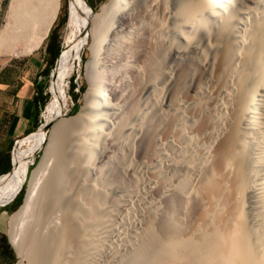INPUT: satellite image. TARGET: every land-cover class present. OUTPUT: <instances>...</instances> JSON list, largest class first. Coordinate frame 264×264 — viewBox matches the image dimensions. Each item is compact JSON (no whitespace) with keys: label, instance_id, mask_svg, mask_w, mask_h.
Segmentation results:
<instances>
[{"label":"bare ground","instance_id":"1","mask_svg":"<svg viewBox=\"0 0 264 264\" xmlns=\"http://www.w3.org/2000/svg\"><path fill=\"white\" fill-rule=\"evenodd\" d=\"M175 1L108 0L92 13L86 0H71L56 95L43 124L19 140L13 170L0 177V200H12L30 175L29 158L45 125L56 119L24 201L11 215L14 264H89L108 196L98 177L104 159L124 143L121 133L134 111L140 123L133 124L129 148L150 159L141 217L135 201L126 214L137 223L134 252L118 264H264V178L244 131L264 116V0ZM61 3L11 0L0 52L18 43L25 53L40 47ZM86 45L91 88L80 111L62 117L68 79ZM156 58H175L181 67L166 64L159 73ZM187 65L201 70L188 72ZM159 74L168 93L157 85ZM153 100L165 111L157 115ZM92 125L93 142H72L71 156L62 158L66 140ZM133 163L130 158L128 170Z\"/></svg>","mask_w":264,"mask_h":264},{"label":"rangeland","instance_id":"2","mask_svg":"<svg viewBox=\"0 0 264 264\" xmlns=\"http://www.w3.org/2000/svg\"><path fill=\"white\" fill-rule=\"evenodd\" d=\"M87 5H90L91 12H95L101 9L102 5L106 3L108 0H86ZM180 0L175 1L172 5L177 6ZM70 3L71 0H62L61 7L57 18L55 19L52 27H56V32L59 36V41L61 43L62 49L61 54L65 49V42L68 37V34L71 32V27L69 26V19H70ZM10 2L6 3L5 11L2 16L3 20L0 25V29H2L7 22V14L9 9ZM66 16L64 22L62 20ZM51 27V29H52ZM51 29L49 35L51 33ZM49 35L46 36L42 43H45L49 39ZM48 37V38H47ZM92 38H89V42H91ZM20 46H19V45ZM17 48H15L12 53H22L23 52V44L18 43ZM16 51V52H15ZM20 51V52H19ZM87 54L85 55V53ZM25 53V52H23ZM29 53V52H28ZM91 55V50L88 45L84 46V49L77 54L74 63V69L68 79V101L67 104L64 106L62 110V117H70L77 114L82 105L85 103L86 94L91 88V78L87 74L86 64ZM155 66L158 68V72H163L166 64L169 67H172L174 70H179L181 67V63L175 59L170 58L168 63L161 61L160 58H156ZM58 65V64H57ZM56 63L54 67H57ZM76 65V66H75ZM52 68L53 76L48 79V87L47 91L50 92V97L46 101L47 103L43 106V109H46L47 104L49 101L56 95L57 92V73L55 72V68ZM54 69V70H53ZM186 71L188 72H199L201 68L198 65H187L185 67ZM51 71V72H52ZM76 82V85L73 86L72 82ZM85 86V90L81 91V86ZM159 88H164L166 93H168V88L166 85V79L161 77L159 74V80L157 83ZM50 86H53L54 92L51 94ZM56 87V89H55ZM153 109L157 115L165 111V107L161 104V102L153 100L152 103ZM96 113V111L94 112ZM264 114V113H263ZM152 116L147 118L149 122ZM45 120V115L42 117V124ZM56 123V119L50 126V129L45 134L44 138L40 143L36 146V151L33 153L32 156L29 158V174L31 175L33 169L40 161L42 155L44 154V150L46 145L49 143L51 137L55 134L54 132V125ZM140 123V119L137 117V113L134 111L132 116L129 120L128 125L121 133V138L124 139V143L120 148L113 149L111 156L104 159V166L101 175L98 177L99 180H105L106 185L108 187V196L104 200V205L102 210L104 211V225L102 227H96L93 233V246L92 251L90 254V262L89 264H118L120 258H130L131 254L134 252L132 248V243L135 242L137 235V223H132L126 218L127 212L130 210L129 206L131 201L136 202V211L135 214L137 215L138 219L141 217V213L139 212L140 206L142 205V200L140 197V190L144 185H146L148 174L146 173L145 169L149 162L150 155L145 153H140L139 151L132 152L129 148V144H132L135 140V135H137L136 130L133 128V124L138 126ZM264 124V116L260 118L257 122V125H245L244 131L246 139L249 143H253V153L256 152V156L254 154V159L260 160L258 164L259 170V178H264V141L262 139L261 133V125ZM39 128V127H38ZM36 128L35 131L38 129ZM97 126L92 125L87 133H75L72 137L66 140L63 154L64 157H70L73 149L71 148L72 142L75 141H89L90 143L93 142L95 139ZM34 132V131H33ZM256 138V140L253 139ZM127 143V145H126ZM43 144V150L40 152V147ZM126 145V146H125ZM91 151V149H89ZM54 158V156H53ZM52 158V159H53ZM56 158L51 163V171L54 169V163L56 162ZM133 158V165L130 166L131 170H128L127 163ZM60 171V169H56V172ZM54 173V170L52 171ZM263 172V173H262ZM24 181L22 186L26 184L25 191L27 190L28 180L29 177ZM95 179V178H94ZM93 179V180H94ZM22 188V187H21ZM20 191V190H19ZM16 192L12 197L8 199H13ZM26 194V193H25ZM24 194V198H25ZM23 198V201H24ZM6 200V199H2ZM0 200V201H2ZM149 200L151 201L152 198L150 197ZM21 202V204L23 203ZM6 202L2 201L1 203ZM0 203V205H1ZM9 203H12L9 202ZM20 204V205H21ZM11 205V204H9ZM20 205L11 210L5 209V205L0 206V224H3V227L10 235V219L13 212H15ZM15 206V205H14ZM11 236V235H10ZM19 260V254L17 250V259L15 262ZM14 262V263H15Z\"/></svg>","mask_w":264,"mask_h":264},{"label":"crops","instance_id":"3","mask_svg":"<svg viewBox=\"0 0 264 264\" xmlns=\"http://www.w3.org/2000/svg\"><path fill=\"white\" fill-rule=\"evenodd\" d=\"M7 2L0 0V25ZM47 44L48 40L29 53L0 52V177L13 168L19 140L42 124L44 105L39 87L47 81L44 74L50 62ZM1 233H6L3 224H0V236ZM8 239L17 256L9 235ZM0 246H7L1 238ZM12 260L8 249L5 257L0 256V264H9Z\"/></svg>","mask_w":264,"mask_h":264},{"label":"trees","instance_id":"4","mask_svg":"<svg viewBox=\"0 0 264 264\" xmlns=\"http://www.w3.org/2000/svg\"><path fill=\"white\" fill-rule=\"evenodd\" d=\"M65 19H66V16L64 17L62 22H64ZM61 49H62V46H61V43L59 41V36H58V34L56 32V27H52L51 33H50L49 39H48V44H47V51L50 54V62H49V65L47 66V68L44 70V74L47 77V81L43 85H41L39 87V97L41 98V101H42L43 105H45L47 103L46 101L50 97V92L47 91L45 93V90H47V87H48V79L50 77L52 68L54 67V65L56 63L57 58L59 60V57H60V54H61V52H60ZM86 54H87V52L85 53V55ZM57 63H58V61H57ZM72 84H73V86L76 85V82L74 81V79H73ZM84 90H85V86L82 85L81 86V91H84ZM50 91H51V94H53V92H54L53 86H50ZM42 150H43V144L40 147V152ZM13 162H15L14 159H13ZM25 188H26V184H24L22 186V188L20 189V191L17 194V196L12 200V203H8L7 202L8 204L7 203H3L1 205H5L6 204V208L5 209H8V210H11V208L12 209L17 208L21 204V202L23 201L24 194L26 193ZM9 204H11V205H9ZM0 238H1V240H3L7 244V246H5V248L0 246V256L1 257H5L6 253H7V249H8L9 250V255L11 253V255H13V260L16 261V259H17L16 252L14 251V248L12 247L11 243L9 242L8 234L7 233H1ZM13 260L10 261L9 264H12Z\"/></svg>","mask_w":264,"mask_h":264},{"label":"water","instance_id":"5","mask_svg":"<svg viewBox=\"0 0 264 264\" xmlns=\"http://www.w3.org/2000/svg\"><path fill=\"white\" fill-rule=\"evenodd\" d=\"M50 29H51V28H50ZM87 31H88V29H87ZM87 31H86V32H87ZM48 35H49V34H48ZM48 35H47V36H48ZM58 57H59V56H58ZM57 61H58V58H57V60H56V65H57ZM54 68H55V67H54ZM53 70H54V69H53ZM52 76H53V71L51 72V77H52ZM51 124H52V123H47V124L45 125V130L48 131V130L50 129ZM39 127H40V126H39ZM15 148H16V147H15ZM13 168H14V162H13ZM13 168H12L8 173H10V172L13 170ZM8 173H7V174H8ZM16 196H17V194L14 196V198H15ZM14 198H13V199H14ZM13 199H12V200H13ZM12 200H11V201H12ZM11 201H9V202H11ZM9 202H8V203H9ZM8 203H7V204H8ZM9 237H10V235H9ZM10 239H11V237H10ZM11 241H12V240H11ZM12 244H13V242H12ZM13 245H14V244H13ZM14 247H15V245H14ZM15 249H16V247H15ZM16 251H17V249H16Z\"/></svg>","mask_w":264,"mask_h":264},{"label":"built area","instance_id":"6","mask_svg":"<svg viewBox=\"0 0 264 264\" xmlns=\"http://www.w3.org/2000/svg\"><path fill=\"white\" fill-rule=\"evenodd\" d=\"M8 2H10L11 0H7Z\"/></svg>","mask_w":264,"mask_h":264}]
</instances>
